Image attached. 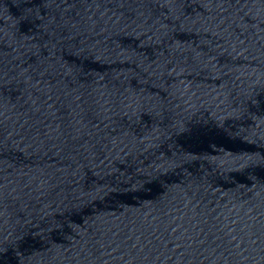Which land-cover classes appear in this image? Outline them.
<instances>
[{
  "label": "water",
  "instance_id": "95a60500",
  "mask_svg": "<svg viewBox=\"0 0 264 264\" xmlns=\"http://www.w3.org/2000/svg\"><path fill=\"white\" fill-rule=\"evenodd\" d=\"M0 264H264V0H0Z\"/></svg>",
  "mask_w": 264,
  "mask_h": 264
}]
</instances>
